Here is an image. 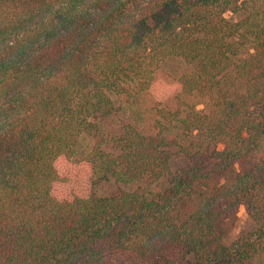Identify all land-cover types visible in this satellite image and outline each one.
Instances as JSON below:
<instances>
[{"label": "trees", "instance_id": "1", "mask_svg": "<svg viewBox=\"0 0 264 264\" xmlns=\"http://www.w3.org/2000/svg\"><path fill=\"white\" fill-rule=\"evenodd\" d=\"M0 264H264V0H0Z\"/></svg>", "mask_w": 264, "mask_h": 264}, {"label": "rangeland", "instance_id": "2", "mask_svg": "<svg viewBox=\"0 0 264 264\" xmlns=\"http://www.w3.org/2000/svg\"><path fill=\"white\" fill-rule=\"evenodd\" d=\"M246 221H247V214L245 208L241 207L237 214L236 219L232 222H228L223 228L226 233L225 238L227 243H231L235 239L237 234L242 229H244L246 225Z\"/></svg>", "mask_w": 264, "mask_h": 264}]
</instances>
